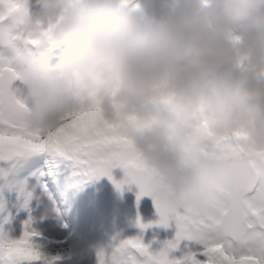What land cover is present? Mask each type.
I'll use <instances>...</instances> for the list:
<instances>
[{
    "label": "clouds",
    "instance_id": "9594fccd",
    "mask_svg": "<svg viewBox=\"0 0 264 264\" xmlns=\"http://www.w3.org/2000/svg\"><path fill=\"white\" fill-rule=\"evenodd\" d=\"M37 3L24 27L62 48L41 40L19 64L26 119L54 126L94 100L109 120L132 116L155 195L215 210L234 183L212 137L242 132L245 151H264V0H175L161 17L133 0ZM84 73L96 79L78 84Z\"/></svg>",
    "mask_w": 264,
    "mask_h": 264
},
{
    "label": "snow or ice",
    "instance_id": "6c2138e0",
    "mask_svg": "<svg viewBox=\"0 0 264 264\" xmlns=\"http://www.w3.org/2000/svg\"><path fill=\"white\" fill-rule=\"evenodd\" d=\"M0 264H54L60 256L43 249L35 227L33 200L37 188L48 191L42 157L69 162L81 179L107 174L119 165L125 169L117 187L134 181L140 195L154 197L158 217L145 223L137 217L141 231L132 236L119 234L97 250L98 264H264V151L249 153L237 142L244 133L213 136L208 151L228 158L226 174L233 190L217 197L215 210L204 212L192 204L177 206L155 195L157 172L146 164L131 131L141 123L129 116L112 121L104 117L98 101L64 114L54 126H34L25 117L26 98L13 86L21 74L30 45L41 40L55 45L50 29L41 36L25 27L28 14L22 0H0ZM10 18V19H9ZM22 43H19L21 42ZM96 78L81 74L77 83L86 85ZM21 213H26L21 218ZM176 231L154 244L144 239L153 224Z\"/></svg>",
    "mask_w": 264,
    "mask_h": 264
},
{
    "label": "rangeland",
    "instance_id": "374dc122",
    "mask_svg": "<svg viewBox=\"0 0 264 264\" xmlns=\"http://www.w3.org/2000/svg\"><path fill=\"white\" fill-rule=\"evenodd\" d=\"M149 5H152L149 3ZM146 6L148 11L153 12L151 6ZM26 89L21 93L25 97ZM49 201V200H48ZM35 227L41 230L38 224H35ZM44 230V229H42ZM43 249L46 253L52 256H60L61 258L56 260L54 264H98L97 250L100 248L93 247L92 245H87L86 247L78 246H67L65 245V240L63 239V229L60 231V235L50 234L43 241L41 239ZM62 243L64 250H55L57 244ZM52 244V245H51ZM107 245V243H105ZM46 246H48L46 248ZM92 247V248H91ZM102 247V246H101ZM94 253V256H90L91 253Z\"/></svg>",
    "mask_w": 264,
    "mask_h": 264
},
{
    "label": "bare ground",
    "instance_id": "6f19581e",
    "mask_svg": "<svg viewBox=\"0 0 264 264\" xmlns=\"http://www.w3.org/2000/svg\"><path fill=\"white\" fill-rule=\"evenodd\" d=\"M65 185V184H64ZM69 190V186L66 190V192ZM43 198L38 201L37 206H40V212H37L35 217V223L45 227L47 230V233L51 234H59L62 229V222L61 219L56 216V213L54 212L53 206L51 203H48L47 200L44 198L47 195L43 194ZM50 210L51 216L47 215L45 210ZM83 227V226H82ZM85 230L90 231L88 227H84ZM75 234L77 238H81L82 235L80 234V227L78 229H75ZM91 236V235H90ZM56 249L64 250L62 244L60 243L59 246L56 247Z\"/></svg>",
    "mask_w": 264,
    "mask_h": 264
}]
</instances>
